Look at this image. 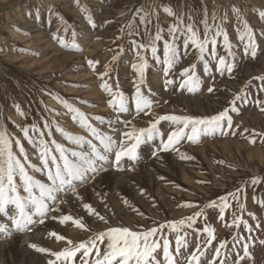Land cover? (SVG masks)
<instances>
[{"label": "rangeland", "instance_id": "obj_1", "mask_svg": "<svg viewBox=\"0 0 264 264\" xmlns=\"http://www.w3.org/2000/svg\"><path fill=\"white\" fill-rule=\"evenodd\" d=\"M14 1L0 0V4L10 3L6 10L0 9V129L7 132L12 140L13 152L24 162V157L20 156L15 143L16 140L20 141L27 156V163L36 168L42 167L39 160L40 139H43L52 154L57 156L53 140L63 145L69 154L71 151L88 150L87 144L78 146L70 143L57 132V127L72 136H85V140H92L89 133L80 127L79 119L73 120V113L54 97L67 101L83 113L87 117V123L97 132L119 141L120 133L127 130L125 125L129 121L137 128H142L147 127L151 119L160 115L208 117L225 107H232L229 101L242 87L245 88L246 95V102L237 101L234 106L237 111L230 112L234 126H241L236 129L235 137L215 134L201 137L196 144L185 139L176 146L178 151L161 152L157 151L160 139H166L167 133L175 127L168 124V121H163L158 125L161 137L142 144L137 150L139 158L134 163L124 158L119 166L122 170H118L114 163V154L110 155L103 165V171H99L89 182L78 185L77 193L82 198L77 199L71 192L59 194L58 198L63 202L58 207L59 210L52 215L59 217L66 214L83 218V222L91 231L77 229L70 223L60 225L57 220L49 218L43 225H35V231L38 228L44 234L39 242L32 244L50 251H60L66 246L65 242L55 241L54 237L48 235L49 232L57 230L56 233L74 242H80L110 226L145 231L158 224L178 221L202 211L203 215L196 219L192 228L184 229L180 233L188 242V247L181 249L182 256L175 253L176 234L167 229L163 230L170 241V252L176 264H188L187 257L197 245L204 250V255L200 257L202 264H209L221 241L227 243L226 247L221 249L216 264L221 261L224 264H237L238 257H242L239 264H264V142L257 137L256 143L250 144L244 138L253 130L264 133V113L259 111L255 103L256 100L264 102V91H261L264 83L253 79L264 76V18L259 15L264 11V0ZM232 5H236L241 11L239 19L231 11ZM141 7L154 13L148 17L150 22L147 25L141 24L139 16H136L137 9ZM164 8H170L174 15L169 16ZM177 17L182 18L183 24H193L201 38L205 22L211 29L210 35H215L217 26L226 32L230 50H225L224 38L220 36L216 38L215 51L217 57L225 56L227 62L232 64L231 74L224 72L221 75L216 71L217 62L209 55L211 45L201 59L200 54L191 45L185 47L183 37L180 36L175 41L177 61L169 77L175 82L165 85L162 63L153 59L150 48L139 50L133 41L136 44L149 45L157 30H160L162 39L156 42V55L162 61L164 42L170 39L168 28L179 23ZM88 18L92 20V24H89ZM244 22L252 30L255 58L251 49L245 47L247 38L240 39ZM129 24H132L131 35ZM11 34L18 37L12 38ZM61 41L67 47L63 46ZM72 45L82 51L72 50ZM138 51L148 62L143 91L157 107L152 110L150 116L143 113L137 115L131 103L137 79L132 65L138 62ZM113 56L117 57L115 62ZM66 57L70 59L65 61ZM87 60L94 61L93 66L90 67ZM192 65H195L196 74L201 81L199 91L194 93L180 87L182 78L179 75L182 69ZM106 66H110V74L101 80L100 76L105 72ZM131 76L132 80L128 79ZM103 82H107L114 91L118 90L129 99L127 112L119 113L109 107V96L100 88ZM209 87H213L212 93L207 91ZM132 112L133 116L130 115ZM45 123L48 124L47 130L44 128ZM33 126L39 131L34 132ZM24 128H28L32 142L25 139L22 131ZM245 128L249 131L241 136L240 132ZM40 132L44 133L43 137ZM222 143L226 145L223 146ZM181 154L193 159L182 160ZM149 168L152 169L150 176L146 174ZM27 170L29 174L36 176V179L45 181L42 172H34L32 168ZM142 172L145 176L142 174L140 178ZM119 175L124 177L125 183H121L122 189L117 192L114 186L116 182L121 181ZM253 178H258L260 182L252 184ZM16 182L19 184V177H16ZM21 194L24 195L22 190ZM115 196L118 199L116 203L109 199ZM224 197L227 198L226 201L221 199ZM124 200L128 201V206L124 204ZM210 201H214L216 206L205 207ZM84 203L94 206L95 211L105 216L108 223L99 221L95 216H89L82 206ZM222 203L228 205L224 210L223 219L220 218ZM186 204L195 206L186 207ZM144 205L148 207L145 208ZM239 205H243V209ZM133 208L136 211H133ZM235 217L246 222L251 230H246L244 223L235 226ZM3 220L4 218L0 217V221ZM205 227L214 230V239L206 246L208 235L203 231ZM26 233L13 232L10 237L0 234V254L4 253L6 264H14L15 252L22 247L21 243L25 244L23 247L29 245L22 241V236ZM159 235L158 233L157 239ZM160 243L162 245L163 241ZM245 244L248 247V257H244ZM9 248L11 252L8 253ZM31 253L42 257L36 264H47L49 259H55L34 249ZM159 258L160 264H164L162 251ZM74 264H81L79 255Z\"/></svg>", "mask_w": 264, "mask_h": 264}, {"label": "snow or ice", "instance_id": "obj_2", "mask_svg": "<svg viewBox=\"0 0 264 264\" xmlns=\"http://www.w3.org/2000/svg\"><path fill=\"white\" fill-rule=\"evenodd\" d=\"M149 8L151 6L149 5ZM82 11H85L82 9ZM164 11L173 16L174 13L170 8H164ZM231 11L239 19L241 11L236 5H232ZM151 11L141 7L137 9L136 16H139L140 23L147 25L150 21L148 17L152 15ZM259 15L264 18V11H261ZM215 18V17H214ZM191 19V17H189ZM224 19H227V13H225ZM179 23L170 25L168 28L169 40L164 42L163 45V60L161 61L156 55L157 48L156 42L162 39L161 31L157 30L155 36L152 38L149 45L133 44L139 50H145L150 48L153 59L157 63H162L163 76L165 77V85H171L175 81L170 77V73L177 61V48L175 41L178 37H183L185 47L191 45L199 54L200 58H204V54L208 50V46H212V50L209 53L212 60H215L216 71L221 75L224 72L231 74L233 72V66L228 63L225 56L217 57L215 46L217 43L216 38L223 36L225 50H230L231 45L228 43V37L226 32L219 26L216 27L215 35H210L211 29L208 24L204 23V34L201 38L198 30L193 24H183L182 18L177 17ZM135 21V17H134ZM89 24H92V20L88 18ZM132 24H129V35L131 32ZM243 33L240 39L247 38L245 45L246 49H251V54L255 58V41L253 40L252 30L248 24L244 22ZM61 44L65 47L67 45ZM72 50L82 51L76 45H72ZM229 51V55H230ZM138 62L132 65L136 73V81L134 83L135 91L131 97V103L135 107L136 114L143 113L145 116L152 115L151 109L153 102L149 99L148 95L143 91L145 85V73L148 69V62L140 52L137 53ZM113 62L117 57L113 56ZM89 66H93L94 61L87 60ZM110 66H106L105 72L100 76L101 80L104 77L109 76ZM181 83L180 87L186 89L190 93L199 91L201 81L196 74L195 65L186 67L180 72ZM253 79H259L264 83V76L254 77ZM247 85H245L246 87ZM100 88L105 91L108 96L109 107L114 111L124 113L129 110V99L121 92L114 91L107 82L100 84ZM209 93L214 91L213 87L207 89ZM264 91V88H261ZM58 103L62 104L70 113H73V120L79 119L80 127L89 133L92 140H85L81 136H72L65 132L63 129L57 127V132L61 133L70 143H74L78 146L87 144V151H68L63 145L58 144L55 140L52 144L55 147L57 155H53L51 150L46 146L43 139H40V153L39 160L42 167L36 168L27 163V156L24 152V148L19 140H16V148L19 150L20 156L24 157V162L13 152L12 140L9 138L7 132L0 129V217L4 220L0 221V234H4L10 237L13 232L25 233L32 230V226L40 224L43 225L46 219L57 220L60 225H66L70 223L72 226L83 231H91V229L83 222V218H74L71 215L49 216L50 212L58 211V204L63 201L59 200V194H67L71 192L77 199L81 197L77 193L78 185H83L95 178V175L103 170L104 163L108 160L109 155L114 154V163L118 170L120 169V162L122 159L127 158L131 162L138 160L137 150L138 148L147 142H152L161 137V129L158 125L163 121H168L175 127L167 133L166 139H160V145L157 151L167 152L170 150H177L176 146L179 145L185 139L193 144L200 141L201 137L213 136L220 134L224 137L229 135L235 137L237 135L236 129H239L240 125L234 126V121L230 112H236L234 107L237 101L246 102L245 88H241L236 93L229 104L232 107H225L217 114L208 117H192L188 115H160L151 119L148 122L147 127L137 128L132 125L131 121L127 122L125 127L127 130L120 133L119 141L114 140L111 136L103 135L90 124L87 123V117L81 113L78 109L72 107L67 101L61 100L59 97H54ZM256 105L259 111L264 113V102L256 100ZM19 111V109H17ZM22 115V113H21ZM45 130L48 129V124L44 125ZM32 130L39 131L35 126ZM25 139L31 138L28 135V128L22 129ZM248 129H243L240 132L241 136L248 132ZM41 137L44 133L40 132ZM50 135V134H49ZM257 137L261 142H264V133H259L253 130L248 136L244 137L250 144H255ZM96 141V143H93ZM155 156L156 153L154 152ZM71 157V158H70ZM182 160H191L193 157L188 155H180ZM27 165V166H26ZM28 168H32L34 172H42L45 176V181L36 179L33 175L29 174ZM129 170H132L129 168ZM16 177H19V184L16 182ZM258 178L251 180L252 184L259 183ZM21 190L24 195L21 194ZM226 201V197L221 198ZM124 204L128 206V201L124 200ZM84 210L89 216H95L99 221L108 223L105 216L99 215L95 209L87 203L83 205ZM186 207H193L195 205L186 204ZM215 202L210 201L205 207H215ZM227 203H222L220 206V218L223 219L224 210L227 207ZM243 209V205H239ZM136 211V209H132ZM203 215L202 211H197L193 216H188L178 221H168L163 224H158L155 227L147 229L145 231H133L128 227H116L110 226L105 230H101L97 233H93L88 239L74 242L71 239L57 234L54 231L48 233L50 237H54L55 241H64L66 246L60 251H50L44 247H38L36 244L30 243L28 247L34 249L36 252L47 254L55 259H49L47 264H74L77 256L79 255L81 264H160V252L162 251V258L164 264H176L173 254L170 252V241L163 230L167 229L171 233H175V253L177 255H183L181 249L188 247V242L185 236L180 235L184 229L192 228L196 219ZM253 219L255 217L253 216ZM244 223L246 230L248 228L246 222L241 221L239 217H235L233 224L239 226ZM208 235V239L205 241V246L210 245L214 239V230L210 227L203 229ZM159 238L157 239V234ZM187 233H185L186 235ZM163 241L162 245L160 241ZM235 240V237H234ZM226 241H221L219 246L215 250V255L209 264H216L217 259L221 255V249L226 247ZM103 246V248L101 247ZM244 257L249 256L248 247L245 244L243 246ZM204 255V250L200 245L190 253L187 257L188 264H202L200 259ZM238 257L237 264H239ZM220 264H224L223 261Z\"/></svg>", "mask_w": 264, "mask_h": 264}, {"label": "bare ground", "instance_id": "obj_3", "mask_svg": "<svg viewBox=\"0 0 264 264\" xmlns=\"http://www.w3.org/2000/svg\"><path fill=\"white\" fill-rule=\"evenodd\" d=\"M15 2V1H14ZM17 2V1H16ZM19 2V1H18ZM256 2V1H255ZM8 2H6V3H3V4H7ZM12 3V2H11ZM61 3V2H60ZM260 3V2H259ZM28 5V4H27ZM96 6V5H95ZM110 6H111V4H110ZM15 7V6H14ZM12 8H13V6H12ZM112 8V7H111ZM117 8V7H116ZM6 10V9H5ZM18 11V10H17ZM4 12V11H3ZM10 12V11H9ZM108 18V17H107ZM34 22V21H33ZM8 24V23H7ZM32 25H34V24H32ZM31 26V25H30ZM33 27V26H32ZM43 31V30H42ZM12 32H13V30H12ZM15 33V32H14ZM17 33V32H16ZM11 36H12V38L14 37V38H17L18 36H14V34H11ZM40 38V37H39ZM86 38V37H85ZM20 40V39H19ZM30 40V39H29ZM33 40V39H32ZM31 40V41H32ZM92 40V39H91ZM18 41V40H17ZM19 42V41H18ZM30 42V41H29ZM28 42V43H29ZM44 43H46V42H44ZM82 43V42H81ZM97 43H99V42H97ZM96 43V44H97ZM21 44H23V43H21ZM30 44V43H29ZM87 44V43H86ZM95 44V43H94ZM39 45V44H38ZM93 45V44H92ZM98 46H99V44H97ZM96 45V46H97ZM24 46V45H23ZM36 46V45H35ZM28 47V46H27ZM89 47H91V46H89ZM95 47V46H94ZM100 48V47H99ZM102 48H104L103 47V45H102ZM43 50V49H42ZM45 50V49H44ZM50 50V49H49ZM88 50H90V48H88ZM39 51H40V49H39ZM86 51H87V49H86ZM97 51V50H96ZM96 51H93V52H96ZM46 53V52H45ZM85 54H86V52H84ZM76 54V53H75ZM65 55V54H64ZM90 56H91V54H89ZM93 55V54H92ZM105 55V54H104ZM12 56V55H11ZM10 57V56H9ZM51 57V56H50ZM50 57H49V59H50ZM83 57V56H82ZM13 58V57H12ZM21 59V58H20ZM68 59H70V57H66V59H65V61L66 60H68ZM94 60H96V59H94ZM64 61V62H65ZM63 62V63H64ZM41 63V62H40ZM57 63V62H56ZM65 64V63H64ZM101 66V65H100ZM58 67V66H57ZM64 67V66H63ZM34 69V68H33ZM44 69V68H43ZM60 69V68H59ZM94 69V68H93ZM68 77V76H67ZM70 77V76H69ZM157 83L160 85V83H159V81L157 80ZM158 89V88H157ZM62 90H64V89H62ZM69 90V89H68ZM66 92V91H65ZM79 92H81V91H79ZM67 93V92H66ZM97 94V93H96ZM92 96V95H91ZM96 96V95H95ZM98 97H99V95H98ZM205 97V96H204ZM100 98V97H99ZM94 99V98H93ZM226 99V98H225ZM183 101V100H182ZM213 101V100H212ZM181 102V101H180ZM94 104V103H93ZM187 104V103H186ZM188 107V106H187ZM102 108H105V107H103L102 106ZM219 108V107H218ZM105 110V109H104ZM108 110V109H107ZM169 110V109H168ZM103 111V110H102ZM105 112V111H104ZM110 112V111H109ZM167 112V111H166ZM99 123V122H98ZM108 124V123H107ZM110 128H112V127H110ZM102 132H103V130H102ZM106 134V133H105ZM117 136V135H116ZM85 137V136H84ZM87 137V136H86ZM118 137V136H117ZM207 138V137H206ZM217 138V137H216ZM211 141V140H210ZM238 142V141H237ZM210 144H211V142H210ZM223 144V146H225L224 145V143H222ZM221 145V144H220ZM237 145V144H236ZM239 146V145H238ZM199 148V147H198ZM148 149V148H147ZM201 149V148H200ZM237 149V148H236ZM191 150V149H190ZM195 150V149H194ZM228 150V149H227ZM239 150H241V148H239ZM225 151V150H224ZM223 151V152H224ZM232 151V150H231ZM237 151V150H236ZM246 151V150H245ZM238 153V152H237ZM240 153H241V151H240ZM203 154V153H202ZM244 154V153H243ZM263 154V153H262ZM110 156V155H109ZM112 157V156H111ZM110 157V158H111ZM149 157V156H148ZM220 157V156H219ZM153 163V162H152ZM158 163H159V161H158ZM192 164V163H191ZM146 165V164H145ZM152 165V164H151ZM158 166V165H157ZM174 168V167H173ZM218 169V168H217ZM138 170V169H137ZM136 170V171H137ZM151 170L152 169H150L149 168V170H146V174H148L149 176L151 175ZM103 171V170H102ZM139 171H141V170H139ZM106 172V171H105ZM153 172V171H152ZM183 172V171H182ZM190 172H191V170H190ZM189 172V173H190ZM131 173V172H130ZM134 173V172H133ZM140 173V172H139ZM120 174V173H119ZM122 174V173H121ZM142 174H143V172L141 173V176H140V178L142 177ZM178 174V173H177ZM155 175V174H154ZM98 176V175H97ZM122 176H123V174H122ZM138 176V175H137ZM143 176H145L144 174H143ZM199 176V175H198ZM204 176V175H203ZM36 177V176H35ZM119 178H121L120 177V175L118 176ZM148 177V176H147ZM146 177V178H147ZM225 177V176H224ZM124 178V177H123ZM123 178H121V181L119 182H116L115 183V191H117V192H120L119 191V189L121 190L122 189V184L121 183H123L124 181V179ZM158 178V177H157ZM41 179V178H40ZM129 181H131V180H129ZM126 182H128V180L126 181ZM92 183H93V181H92ZM120 183V184H119ZM125 183V182H124ZM128 184V183H127ZM89 188H90V186H89ZM150 189V188H149ZM201 189V188H200ZM158 190V189H157ZM133 191V190H132ZM150 191V190H149ZM81 192V191H80ZM93 193V192H92ZM134 193V192H133ZM135 193H137L136 191H135ZM157 193V192H156ZM166 193V192H165ZM95 194V193H94ZM115 194V193H114ZM117 194V193H116ZM159 194V193H158ZM92 195V194H91ZM103 196V195H102ZM136 196V195H135ZM158 196V195H157ZM82 198V197H81ZM86 198V197H85ZM112 198V197H111ZM109 198L111 201H113V202H115V201H117L118 202V199H117V197L115 196L114 198ZM70 199V198H69ZM135 199H136V197H135ZM137 199H139V198H137ZM59 200H60V198H59ZM63 200V199H62ZM84 200H86V199H84ZM61 201V200H60ZM133 201V200H132ZM75 203V202H74ZM116 203V202H115ZM133 203V202H132ZM169 203V202H168ZM60 204L61 203H59L58 204V207L60 206ZM95 204V203H94ZM98 205V204H97ZM69 206V205H68ZM99 206V205H98ZM97 206V207H98ZM103 206V205H102ZM119 206V205H118ZM94 207V206H93ZM120 207V206H119ZM144 207H145V205H144ZM146 207H148V206H146ZM145 207V208H146ZM104 208V207H103ZM121 209H124V208H121ZM111 211V210H110ZM56 213V212H55ZM128 213V212H127ZM54 214V212H50L49 213V216L51 217L52 215ZM119 214V213H118ZM81 215V214H80ZM127 215V214H126ZM180 215V214H179ZM121 216V215H120ZM133 216V215H132ZM85 219V218H84ZM88 220H90L89 218H88ZM93 220V219H92ZM124 221H125V219H124ZM134 221V220H133ZM91 223V222H90ZM135 223V222H134ZM41 226V225H40ZM46 226V225H45ZM52 226V225H51ZM69 226V225H68ZM98 226V225H97ZM59 227V226H58ZM92 227V226H91ZM100 227V226H99ZM40 228V227H39ZM45 227H43V229H44ZM49 228V227H48ZM47 228V229H48ZM103 229V228H102ZM56 230V229H55ZM58 230H60V229H58ZM42 231V230H41ZM44 231V230H43ZM48 231V230H47ZM57 231V230H56ZM56 231H54V232H56ZM98 231V230H97ZM19 234V233H18ZM21 234V233H20ZM43 234L44 233H42V232H40V229H38V228H36V231H35V225L34 226H32V230L31 231H28L25 235L23 234V238H22V241L23 242H27L28 244H30V243H33V242H36V241H40V239H42L43 238ZM58 234V233H57ZM62 235V234H61ZM65 235V234H64ZM70 235V234H69ZM77 235V234H76ZM75 236V235H74ZM14 239V238H13ZM45 240V239H44ZM17 241V240H16ZM19 241H20V239H19ZM21 242V241H20ZM15 243V242H14ZM53 243V242H52ZM22 245V247H20L19 248V250L18 249H16V252H15V257L13 258V262H14V264H33V263H35L36 264V262H39L40 260H39V258H42L40 255H38L37 253H31L32 252V248H30V247H28V245H27V247H23L25 244L24 243H21ZM45 245V244H44ZM51 245V244H50ZM55 245H56V243H55ZM54 245V246H55ZM49 246V245H48ZM57 246V245H56ZM13 247V246H12ZM47 247V246H46ZM58 250V249H57ZM9 252H11L10 251V248H9V250H8V253ZM11 257V256H10ZM44 257V256H43ZM9 258V257H8ZM42 260V259H41ZM45 260H47V259H45ZM11 262V261H10ZM12 263V262H11ZM0 264H6V261H5V258H4V253H2V254H0ZM38 264V263H37ZM40 264H42V263H40Z\"/></svg>", "mask_w": 264, "mask_h": 264}, {"label": "water", "instance_id": "obj_4", "mask_svg": "<svg viewBox=\"0 0 264 264\" xmlns=\"http://www.w3.org/2000/svg\"><path fill=\"white\" fill-rule=\"evenodd\" d=\"M17 0H15L16 2ZM10 7V3H7V4H0V9H7Z\"/></svg>", "mask_w": 264, "mask_h": 264}, {"label": "crops", "instance_id": "obj_5", "mask_svg": "<svg viewBox=\"0 0 264 264\" xmlns=\"http://www.w3.org/2000/svg\"><path fill=\"white\" fill-rule=\"evenodd\" d=\"M161 106L163 107V105H161ZM158 108H160V107H158ZM153 109H155V107H154V108L152 107V109H151V112H152V110H153ZM168 124H171V123H170V122H168Z\"/></svg>", "mask_w": 264, "mask_h": 264}]
</instances>
